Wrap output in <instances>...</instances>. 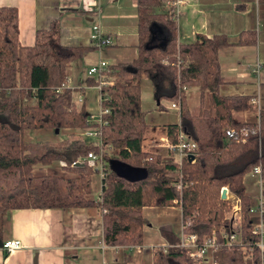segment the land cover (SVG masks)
I'll return each instance as SVG.
<instances>
[{
	"label": "trees",
	"instance_id": "1",
	"mask_svg": "<svg viewBox=\"0 0 264 264\" xmlns=\"http://www.w3.org/2000/svg\"><path fill=\"white\" fill-rule=\"evenodd\" d=\"M136 1L137 54L131 60L109 64L105 73L112 81L101 88L106 96L102 104L109 107L104 115L107 123L100 129L101 144L74 131L88 125L87 112L84 107L77 109L70 88L58 90L67 79L68 64L93 46L64 44L58 17L36 31L33 44L22 45L16 7L0 6V238L12 209L99 206L106 244H140L147 222L143 206L179 204L183 231L196 233L203 242L213 227H229L224 214L228 204L220 196V187L227 185L241 198L240 241L219 243L198 264H260L264 247L260 248L261 237L253 229L260 218L264 222V209L260 214L258 190H249L243 177L256 164L264 176V107H255L246 118H236L237 113L253 107L251 95L222 90L227 81L218 60L220 48L254 43L256 32L242 30L235 38L196 33L190 41H179L177 22L162 9L164 0ZM163 66L174 80L167 96L180 107L179 123L170 125L169 134L174 136L180 127L197 143L195 159L183 157L180 165L173 155L142 148L148 126L141 106L142 78L154 77ZM195 86L197 111L186 96ZM55 128L68 132L60 138L25 137L28 129ZM228 128L234 129L238 139L228 135ZM242 128L248 130L245 135H241ZM100 148L106 175L95 199L90 176L96 171L85 156ZM77 159L80 163L72 164ZM111 159L143 166L146 174L129 180L110 168ZM179 179L181 189L175 185ZM160 230L169 245L154 251L152 264H194L175 245L179 235L167 224Z\"/></svg>",
	"mask_w": 264,
	"mask_h": 264
},
{
	"label": "crops",
	"instance_id": "2",
	"mask_svg": "<svg viewBox=\"0 0 264 264\" xmlns=\"http://www.w3.org/2000/svg\"><path fill=\"white\" fill-rule=\"evenodd\" d=\"M203 1L204 4L197 0L184 1L180 21H177L178 40L190 41L196 33L206 36L223 33L235 38L242 30H254V43L231 44L218 51L221 75L227 81L221 88L232 94H250L251 97L258 95L259 105L264 107V1ZM0 6L16 7L18 38L22 45L33 44L36 31L46 28L56 17L60 20L61 40L64 44L91 45L90 31L94 23L104 33H118L114 44L100 49L91 47L82 57L69 63L65 87L71 89L77 109L84 107L87 115L94 110L86 106L82 95L77 98V93H85L87 87L95 86V83L88 82V79L93 78L88 75V68L99 60L112 64L131 60L137 54L136 0H0ZM188 29H191V35ZM144 80L149 83L154 106L146 110L148 126L142 148L160 151L166 156L172 155L165 142L173 138L169 134L170 125L180 120V116L171 118L177 110L171 107L174 100L167 96L174 88L172 72L163 66L154 77L144 75ZM252 105L250 110L241 112L236 118L243 119L252 114L256 110V106ZM154 113L170 115L157 122ZM243 179L249 190H257L254 177L249 173ZM90 183L91 195L98 199L101 183L96 192L93 176H90ZM164 207L179 210L181 215L179 204L145 205L142 208L147 222L143 225L140 245H150L143 253L127 250L123 245L104 242L102 210L99 206L12 209L7 213L9 223L0 243L17 238L21 246L5 251L0 244V264H152L153 247L167 242V239L160 229L158 237L161 240L156 239L158 230L149 222V215L145 211Z\"/></svg>",
	"mask_w": 264,
	"mask_h": 264
},
{
	"label": "built area",
	"instance_id": "3",
	"mask_svg": "<svg viewBox=\"0 0 264 264\" xmlns=\"http://www.w3.org/2000/svg\"><path fill=\"white\" fill-rule=\"evenodd\" d=\"M184 0H164L165 10L170 14V17L178 21L182 5ZM115 42V35L104 33L98 24L94 23L90 31V43L93 47L100 49L102 47L110 46ZM175 63H179V60ZM109 64L106 60H99L97 64L91 65L87 73L95 79V85L99 91V102L100 110L95 113L92 112L87 115L88 125L84 127L82 131L83 137L95 141L98 144H101V126L107 123V119L104 115L109 112V107L103 106L102 101L106 96H103L101 93V88L103 85L111 83V79L105 76V73L109 70ZM258 68V66H257ZM65 88V82L62 83L58 90ZM81 100V98H79ZM251 103L257 107V110L260 109L259 97L252 96L250 99ZM171 107L180 110L179 105L173 101ZM248 132L246 128H242L241 135H245ZM229 136H233L238 139L237 133L232 128L227 129ZM244 139V137H242ZM169 153L174 155L175 160L180 165L183 157H190L191 160H194L196 157L197 143L194 139L189 137L180 127L175 130L174 136L172 139H167L165 142ZM87 163L96 171L99 175L100 180L106 175L105 160L103 157V149L100 148L98 152L89 151L85 156ZM80 159L72 161V164L80 163ZM249 175L254 177L255 184L258 190V207L260 214H262L264 209V195H263V186H264V176L262 174V169L260 164L253 166ZM175 185L178 189L182 187V181L179 179L175 182ZM225 189V199L228 204V211L225 213V217L229 221V227L220 226L219 228L213 227L211 235L207 236L203 242H199L196 233H190L183 231L181 227V232L179 234V240L175 245L182 247L194 264L201 263L203 260H206L207 252L210 248L216 249L219 243L231 245L233 243H238L240 241V229H241V220H242V208H241V198L233 191L229 189L227 185L220 187V194L222 190ZM99 198V197H98ZM179 201V200H178ZM253 231L260 235L261 239L258 242L260 248L264 247V222L260 220L255 224ZM222 241H219V239ZM168 243L164 242L158 245L164 250L167 249ZM21 246L20 239L12 238L6 239L2 242V248L5 251H10L12 249L18 248ZM127 250H140V244H125L123 245ZM241 247H245L241 245ZM245 249V248H244ZM248 254V252H246ZM260 264H264V259L261 258Z\"/></svg>",
	"mask_w": 264,
	"mask_h": 264
},
{
	"label": "rangeland",
	"instance_id": "4",
	"mask_svg": "<svg viewBox=\"0 0 264 264\" xmlns=\"http://www.w3.org/2000/svg\"><path fill=\"white\" fill-rule=\"evenodd\" d=\"M184 1L186 3V0H184ZM197 1L204 4L203 0H197ZM182 6H184V5H182ZM162 9H164V10L166 9L164 6V2H163V8ZM180 17L181 16L179 15L178 22L180 21ZM188 30H189V33L191 35V29H188ZM113 34L116 36V39H117L118 33L115 32ZM227 36L232 38L228 34H227ZM68 66H69V64H68ZM189 89L190 90H189L188 94H186V96L188 98V101L191 104L192 109L194 111H197L199 109L198 88L195 86V87H191ZM80 95H82V97L85 99V104L87 107H89V109L94 110L95 113H97L100 110L99 91H98V88L96 87V85L95 86L92 85L90 87H87L85 89V93H81V92L77 93V98L80 97ZM176 103L179 105L178 102H176ZM153 104H154V102H153V98H152V94H151V89L149 87V83L145 82V80H144L141 83V106L144 110H148L149 107L151 108L152 106H154ZM153 110H155V109H153ZM178 112L174 111V113L172 114L173 116L171 115L172 116L171 118L179 117ZM88 113H90V112H88ZM240 113L241 112L237 113L235 116L241 115ZM169 115H170V113H169ZM169 115H164V114L158 115V113H154L153 116L155 117L157 122H159L163 118L169 117ZM146 121L148 122L147 116H146ZM83 129H84V127H78V128H75L74 131L76 133H78L79 135L83 136L82 135ZM146 129H147V127H146ZM67 132H68L67 129H64V130L58 129V131H55L52 129H28L25 132V137H28L30 139L49 138V137H59L60 138V137L66 136ZM145 132H146V130H145ZM144 135H145V133H144ZM142 142H143V139H142ZM92 176H93V188L96 192L100 187L101 181H100L99 175L96 172L93 173L91 175V177ZM227 211H228V207L225 210V213ZM145 212H146V214L149 215L148 216L149 222H151L152 226L155 227L156 230H158V234L156 237L157 240H161V238L158 237V236H160L159 229H160V226L165 225V224H170V226L173 228V231L177 235L180 234V232H181V215L179 213V210H174L171 207H164V208H155L153 210L148 209ZM149 246L150 245H147V244L142 245L141 246L142 248L140 250H134V251H136L137 253H143L142 251H144L147 248H150ZM153 248L155 251L158 248V245L153 247Z\"/></svg>",
	"mask_w": 264,
	"mask_h": 264
},
{
	"label": "water",
	"instance_id": "5",
	"mask_svg": "<svg viewBox=\"0 0 264 264\" xmlns=\"http://www.w3.org/2000/svg\"><path fill=\"white\" fill-rule=\"evenodd\" d=\"M55 131H58V128H55ZM110 168L116 172L118 175H121L129 180H137L143 178L146 174V168L143 166H132L124 161L119 159H111ZM221 198H225V189L221 192ZM2 245V243H0Z\"/></svg>",
	"mask_w": 264,
	"mask_h": 264
}]
</instances>
